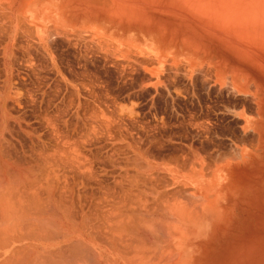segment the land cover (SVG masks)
I'll list each match as a JSON object with an SVG mask.
<instances>
[{
  "label": "rangeland",
  "instance_id": "374dc122",
  "mask_svg": "<svg viewBox=\"0 0 264 264\" xmlns=\"http://www.w3.org/2000/svg\"><path fill=\"white\" fill-rule=\"evenodd\" d=\"M11 1L0 110L28 131L18 154L62 149L51 156L86 211L115 203L147 162L164 186L152 185L173 189L190 157L208 217L188 264H264V0Z\"/></svg>",
  "mask_w": 264,
  "mask_h": 264
},
{
  "label": "bare ground",
  "instance_id": "6f19581e",
  "mask_svg": "<svg viewBox=\"0 0 264 264\" xmlns=\"http://www.w3.org/2000/svg\"><path fill=\"white\" fill-rule=\"evenodd\" d=\"M10 2L12 3L11 0ZM8 7L5 8L7 13L10 10ZM3 10L0 15L5 13ZM7 13L4 15L9 14ZM5 17L2 16V20ZM20 18L19 15L18 19ZM11 19L8 18L10 21ZM8 111L0 110V264H188L191 237L196 227L208 217L206 198L200 195L198 197L201 199L198 198L196 201V192H193L199 167L196 161L194 171L195 162H189L188 157L187 162L183 163L180 160L182 155L178 154L180 163L189 162L190 166L185 164L181 168L180 164L176 165L185 170V173L179 175L170 173L171 178L168 179L171 181L166 180L170 183L164 181V184L165 186L172 184L174 187L167 188L168 191L160 189L164 185L156 184L157 180L155 183L154 180L151 182L155 172L151 173L153 165L147 162L144 169L151 172L146 175L142 172L143 168H140L142 171H138L139 176L137 173L135 174L137 177L129 176L131 177L130 181L129 177L127 178L129 184L124 185L126 186H123L124 188L120 187L122 193L121 196L118 194L117 200L115 198V203L112 200L109 206L105 204L107 208L101 207L103 210L99 207L100 210L92 208L91 211H86L87 205L86 208L82 207L84 210L78 208L81 198L75 196L74 189L65 186V182L61 180L63 177L61 167L65 159H60L62 158L60 156L57 158L56 155H61L62 149L59 148L58 151L56 149V153L52 152L56 157L49 155L50 153L46 155L41 153L39 160L36 158L37 161L27 160L28 158L23 156L22 158L18 154L20 149L17 150L14 144L17 139L13 138L17 137L16 133L19 130L24 132L23 127L17 125L19 130L14 132L16 129L11 126L13 123L9 122L11 120L14 122L15 116ZM27 132L26 130L24 133ZM188 151L191 153V150ZM238 152L240 155L239 150ZM159 175L161 178V174ZM154 179L160 180L157 177ZM152 183L161 187H156ZM143 187L148 190L145 191ZM199 190L202 193L201 188ZM178 197L185 200L182 198L181 201ZM199 199L201 204L198 203ZM81 203L80 206H83ZM98 204L101 206L100 202ZM196 204H199V207Z\"/></svg>",
  "mask_w": 264,
  "mask_h": 264
}]
</instances>
